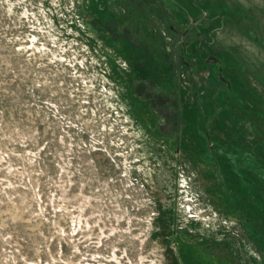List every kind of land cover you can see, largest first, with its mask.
<instances>
[{
	"label": "rangeland",
	"instance_id": "1",
	"mask_svg": "<svg viewBox=\"0 0 264 264\" xmlns=\"http://www.w3.org/2000/svg\"><path fill=\"white\" fill-rule=\"evenodd\" d=\"M0 264H264V0H0Z\"/></svg>",
	"mask_w": 264,
	"mask_h": 264
},
{
	"label": "trees",
	"instance_id": "2",
	"mask_svg": "<svg viewBox=\"0 0 264 264\" xmlns=\"http://www.w3.org/2000/svg\"><path fill=\"white\" fill-rule=\"evenodd\" d=\"M194 22V21H193ZM173 27V25L172 24H169V28H172Z\"/></svg>",
	"mask_w": 264,
	"mask_h": 264
}]
</instances>
